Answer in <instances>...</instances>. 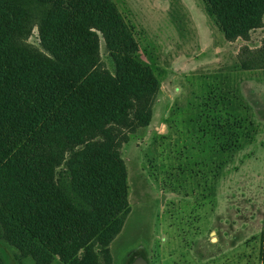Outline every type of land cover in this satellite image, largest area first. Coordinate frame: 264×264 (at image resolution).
I'll return each mask as SVG.
<instances>
[{
  "label": "trees",
  "instance_id": "trees-1",
  "mask_svg": "<svg viewBox=\"0 0 264 264\" xmlns=\"http://www.w3.org/2000/svg\"><path fill=\"white\" fill-rule=\"evenodd\" d=\"M205 4L227 40L264 13V0ZM35 26L44 52L27 43ZM137 48L111 0H0V264H99L96 240L107 245L129 208L112 130L148 126L159 89ZM140 256L144 245L120 263Z\"/></svg>",
  "mask_w": 264,
  "mask_h": 264
},
{
  "label": "rangeland",
  "instance_id": "rangeland-1",
  "mask_svg": "<svg viewBox=\"0 0 264 264\" xmlns=\"http://www.w3.org/2000/svg\"><path fill=\"white\" fill-rule=\"evenodd\" d=\"M111 2L159 89L148 126L112 130L129 208L107 245L96 240L99 264L139 245L150 264H263L264 13L227 40L205 0ZM27 43L44 52L38 26ZM99 58L113 73L102 37Z\"/></svg>",
  "mask_w": 264,
  "mask_h": 264
},
{
  "label": "water",
  "instance_id": "water-1",
  "mask_svg": "<svg viewBox=\"0 0 264 264\" xmlns=\"http://www.w3.org/2000/svg\"><path fill=\"white\" fill-rule=\"evenodd\" d=\"M132 264H150L149 261L143 257V256H140V257H137L133 262Z\"/></svg>",
  "mask_w": 264,
  "mask_h": 264
}]
</instances>
